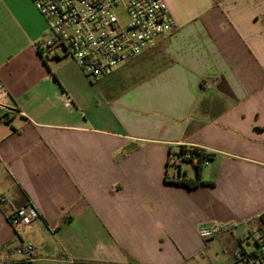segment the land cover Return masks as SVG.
Masks as SVG:
<instances>
[{
    "label": "crops",
    "instance_id": "0c3cea01",
    "mask_svg": "<svg viewBox=\"0 0 264 264\" xmlns=\"http://www.w3.org/2000/svg\"><path fill=\"white\" fill-rule=\"evenodd\" d=\"M163 1L172 31L84 101L62 74L70 57L34 50L33 4L0 0V264H190L208 224L211 240H235L237 261L264 213V0ZM143 60L142 78L121 75ZM175 146L215 154L202 169L213 186L166 182ZM27 204L38 217L14 227ZM18 245L34 253L10 256Z\"/></svg>",
    "mask_w": 264,
    "mask_h": 264
},
{
    "label": "built area",
    "instance_id": "2783aa9c",
    "mask_svg": "<svg viewBox=\"0 0 264 264\" xmlns=\"http://www.w3.org/2000/svg\"><path fill=\"white\" fill-rule=\"evenodd\" d=\"M45 19L47 38L33 43L40 57H70L92 79L110 76L121 64L135 60L170 33L174 21L163 0H30ZM0 83V101L3 97ZM182 147V148H181ZM190 147H172L166 165L176 170L190 159ZM207 164V163H206ZM38 217L27 204L12 218L16 228L28 226ZM219 228H200L203 239ZM245 240V239H244ZM238 254L236 264H264V245ZM32 245L15 246L11 255H31Z\"/></svg>",
    "mask_w": 264,
    "mask_h": 264
},
{
    "label": "rangeland",
    "instance_id": "374dc122",
    "mask_svg": "<svg viewBox=\"0 0 264 264\" xmlns=\"http://www.w3.org/2000/svg\"><path fill=\"white\" fill-rule=\"evenodd\" d=\"M30 1V0H29ZM31 3V2H30ZM36 11V10H35ZM37 15L40 17V19L42 20V23L44 25V33L41 37H39V39H37L36 41H42L43 39L47 38L48 35H44L46 34V30H47V25H46V21L45 19L39 14L38 11H36ZM54 58L51 57L49 58V61H51L50 63L54 62L53 60ZM70 60L67 61H63L61 69H63V73L64 76H66L67 82L69 83V85H71L75 91L76 94H78L80 97H82V99H86V97L88 96V91H93V92H97L100 93L102 95L101 98H103V96L105 95V92L108 90V88L110 87V85L112 84V82L114 83V86H118L117 84H119V82H115V81H109V82H105V80L103 78H98V79H92L88 76H86V81L85 82V86L82 87V85L75 83L73 77V67L70 65L71 62V58H69ZM65 63V64H64ZM71 63H75V62H71ZM76 65V64H75ZM81 71V70H80ZM82 73L84 74V72L82 71ZM121 75H124V72L121 73ZM72 78V79H71ZM91 82V83H90ZM88 83V84H87ZM205 167H203L204 169ZM181 170L182 172H186L187 176H195L196 173V169L193 166V164L191 162L185 163L181 166ZM174 169L172 168H168V173L170 176H172V174L174 173ZM254 219H252V221H250L249 224H251L250 227V235L246 242V240H244L241 243V246L243 249L252 251L253 249V240L258 238V234L255 232L256 231V227L253 224ZM241 233L242 230H239ZM238 233V232H237ZM236 235V234H235ZM249 243V245H248ZM205 244V243H204ZM236 247V242L233 238H230V236L225 235H217L213 240L209 241L207 243V245L204 246V249H202V251H200L201 257H198L196 260H194L193 262H190V264H233V250Z\"/></svg>",
    "mask_w": 264,
    "mask_h": 264
},
{
    "label": "trees",
    "instance_id": "16d2710c",
    "mask_svg": "<svg viewBox=\"0 0 264 264\" xmlns=\"http://www.w3.org/2000/svg\"><path fill=\"white\" fill-rule=\"evenodd\" d=\"M159 58L160 60H162L164 57L155 56L154 60H158ZM133 61H129V62H133ZM148 62L149 61L147 60H143V61H139L137 63L131 64V66L127 68V70L124 71V73L127 75H130L129 79L139 80L140 78H142L141 76H144L146 74ZM164 66L165 64L162 65V68ZM131 150H132L131 145L124 147L120 153V157L127 155ZM189 151H190L191 156H190V159L187 161V163L191 162L193 166L195 167L196 169L195 176L193 177L187 176L186 172H182L181 167L177 168L176 171H174V173L172 174V176H170L168 173V169H167L166 176H165L166 182L172 183L177 186L186 187L188 189H195V188H199L203 186H213L214 185L213 183H209V182L202 180V169L206 163L214 160L215 154L207 152L204 149H200L197 147H190ZM70 218H71L70 216H65L62 219V222H67L68 220H70ZM253 224L256 227L255 232L258 234V238L253 240V246L254 247L263 246L264 245V213L261 214L259 217L255 218L253 221ZM211 238L204 239L205 245H207V243L211 240ZM247 239L248 237L245 238V240ZM241 243L242 241H240V245ZM243 250L244 249L241 248L240 251L238 252L240 254H244L245 251ZM29 263H30L29 261L21 262V264H29ZM233 264H236V263H233Z\"/></svg>",
    "mask_w": 264,
    "mask_h": 264
}]
</instances>
